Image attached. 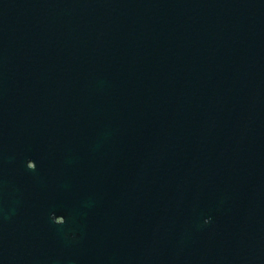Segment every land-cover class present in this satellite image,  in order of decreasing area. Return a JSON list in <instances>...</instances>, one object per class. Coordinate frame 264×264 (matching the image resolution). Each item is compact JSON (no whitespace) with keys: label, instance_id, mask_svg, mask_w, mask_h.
I'll return each mask as SVG.
<instances>
[{"label":"water","instance_id":"water-1","mask_svg":"<svg viewBox=\"0 0 264 264\" xmlns=\"http://www.w3.org/2000/svg\"><path fill=\"white\" fill-rule=\"evenodd\" d=\"M0 264H264V0H0Z\"/></svg>","mask_w":264,"mask_h":264},{"label":"snow or ice","instance_id":"snow-or-ice-1","mask_svg":"<svg viewBox=\"0 0 264 264\" xmlns=\"http://www.w3.org/2000/svg\"><path fill=\"white\" fill-rule=\"evenodd\" d=\"M36 167V165H34L33 167H28L29 169H33V168H35Z\"/></svg>","mask_w":264,"mask_h":264},{"label":"flooded vegetation","instance_id":"flooded-vegetation-1","mask_svg":"<svg viewBox=\"0 0 264 264\" xmlns=\"http://www.w3.org/2000/svg\"><path fill=\"white\" fill-rule=\"evenodd\" d=\"M58 219V218H57Z\"/></svg>","mask_w":264,"mask_h":264}]
</instances>
